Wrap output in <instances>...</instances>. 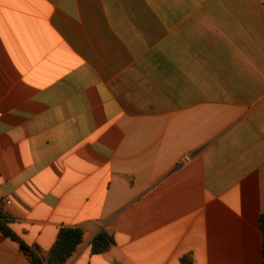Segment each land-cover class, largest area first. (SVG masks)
<instances>
[{
	"label": "crops",
	"instance_id": "obj_1",
	"mask_svg": "<svg viewBox=\"0 0 264 264\" xmlns=\"http://www.w3.org/2000/svg\"><path fill=\"white\" fill-rule=\"evenodd\" d=\"M0 208L45 261L263 264L264 0H0Z\"/></svg>",
	"mask_w": 264,
	"mask_h": 264
},
{
	"label": "trees",
	"instance_id": "obj_2",
	"mask_svg": "<svg viewBox=\"0 0 264 264\" xmlns=\"http://www.w3.org/2000/svg\"><path fill=\"white\" fill-rule=\"evenodd\" d=\"M9 221L8 215L0 208V231L5 236L19 243L21 249L30 256L31 264H65L84 240V232L81 229L61 227L58 231L56 241L45 261L13 233L9 227ZM260 225L262 230V257L264 264V214L260 216ZM113 243L112 237L107 232L101 231L92 240V253L99 254L105 252ZM180 264H195L193 256L191 254L182 256L180 258Z\"/></svg>",
	"mask_w": 264,
	"mask_h": 264
}]
</instances>
